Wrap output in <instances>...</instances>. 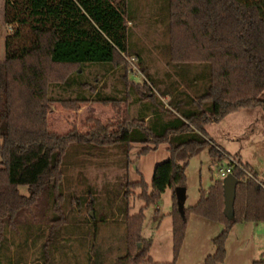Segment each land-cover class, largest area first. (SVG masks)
I'll return each instance as SVG.
<instances>
[{"label":"rangeland","instance_id":"374dc122","mask_svg":"<svg viewBox=\"0 0 264 264\" xmlns=\"http://www.w3.org/2000/svg\"><path fill=\"white\" fill-rule=\"evenodd\" d=\"M104 1L118 11L108 19L107 32L101 30L102 21L96 22L78 0H0V62L19 66L29 61L24 57L26 49L37 45L57 61L77 59L86 39L91 41L89 34L95 37L93 50L86 54L88 64L81 68L51 64L55 82L69 75L84 83L81 89L74 86L66 91L53 87L49 94L47 141L62 151L57 195L35 202L21 212L16 229L13 225L6 229L0 263L216 264L219 258L218 264H254L264 260V221L240 222L228 228L204 216L207 205L199 206L203 195L223 184L219 169L236 166L243 171L237 186L242 195L250 190L249 181L264 186L263 105L250 103L216 121L183 119L182 110L169 108L168 102L175 100L171 84L190 96L193 92L178 79L176 68L190 63L191 77L201 72L202 65L190 62L186 43L173 38L169 0H127L126 8L124 0ZM34 9L40 12L36 20L31 15ZM96 53L112 56L113 65L89 63ZM145 81L155 86L158 102L169 109L162 116L165 122L181 119L190 134L203 132L208 140L187 161L182 201L172 185L146 206L139 198L141 188L131 187L142 181L150 192L155 166L174 158L172 132L162 143L151 139L130 143L120 138L140 109L139 104L130 103L129 84ZM164 89L169 94L165 98L160 97ZM97 92L116 100L102 103ZM202 105L197 114L205 112ZM150 126L145 124L146 129ZM146 129L136 127V137L151 138L153 131ZM4 181L5 175L0 173V183ZM19 191L28 195L26 188ZM240 199L245 208L253 201L246 202L241 195ZM257 199L264 214V195ZM139 211L143 213L142 241L129 247L126 220ZM183 214L184 235L176 251L174 227ZM28 225L33 229L30 236Z\"/></svg>","mask_w":264,"mask_h":264},{"label":"trees","instance_id":"16d2710c","mask_svg":"<svg viewBox=\"0 0 264 264\" xmlns=\"http://www.w3.org/2000/svg\"><path fill=\"white\" fill-rule=\"evenodd\" d=\"M78 2L84 9L89 10L96 22L102 21L101 30L107 32L108 19L117 16V9H113L104 0ZM126 4L127 0H124L122 5L125 8ZM168 8L169 20L174 27L173 38L177 42L186 43L190 62L202 65L201 72L189 77L188 71L192 65L188 62L179 64L175 72L186 89L193 92V98L172 83L170 90L172 94L175 93L176 101L170 100L169 108L174 107L173 111L182 110L180 116L183 119L194 118L204 122L216 121L217 118L250 103H260L264 108V0H169ZM39 14L36 9L31 12L34 20ZM126 16L129 18L127 10ZM89 36L91 41L86 39L77 52V59L68 57L65 61H57L37 45L26 49L24 57L29 61L19 66H15L13 62H0V173L5 175V181L0 183V249L4 232L11 225L14 228L17 226L16 222L22 211L35 202L38 204L43 197L53 198L57 195L55 189L59 184L57 176L61 173L62 151L47 141L46 120L51 108L49 94L53 87L59 86L66 91L74 86L81 89L84 83L69 75L62 82H55L51 64L62 62L75 64L77 68L88 64L86 54L93 50L91 47L95 42L94 35L90 33ZM89 36L85 34L86 38ZM129 52L136 56L131 48ZM89 63L110 67L113 65V57L96 53ZM79 72L76 70V75ZM153 89L156 90L155 86L151 87L146 81L142 84H129V94L132 95L130 103L139 104L140 109L132 120V125L120 137L130 143L146 142L150 139L162 143L168 133L174 134L170 136L173 161L155 166L150 192L142 181L131 185L133 189L141 188L139 198L146 206L156 202L172 185L176 189L184 188V169L189 157L203 150L208 142L203 132L200 136L190 134L181 119L165 122L162 116L169 109L158 102ZM168 95L164 89L160 97L165 98ZM95 96L102 103L116 100L113 95H101L98 92ZM201 104L205 112L197 114L196 109H200L198 107ZM147 123L151 125L148 129L145 128ZM140 126L148 130L147 132L153 131L152 137H136V127ZM232 175L238 179L240 185L243 171L234 166ZM249 182L250 190L243 195L236 187V198L230 217L223 214L222 185L216 184L212 187L199 203L200 209L208 206L209 211L204 216L225 223L228 228L240 222L264 221L260 206L262 203L257 199L264 195V186L256 181ZM20 188H26L28 195H22ZM240 195L247 199L246 202L249 199L253 201L245 208ZM185 221L183 214L174 227L176 251L184 235ZM142 222V211L127 217L129 247H135L136 243L142 241ZM27 229V235H32V225H28ZM44 246L41 249L42 255ZM148 247L149 243L145 246L146 251ZM220 261L218 258L216 264ZM254 264H264V260Z\"/></svg>","mask_w":264,"mask_h":264},{"label":"water","instance_id":"95a60500","mask_svg":"<svg viewBox=\"0 0 264 264\" xmlns=\"http://www.w3.org/2000/svg\"><path fill=\"white\" fill-rule=\"evenodd\" d=\"M238 179L233 175H228L222 184L223 188V214L225 217H230L233 212V205L236 198V187L238 185ZM177 198L182 201L185 197V188L179 187L176 189ZM139 247V245H138Z\"/></svg>","mask_w":264,"mask_h":264},{"label":"built area","instance_id":"2783aa9c","mask_svg":"<svg viewBox=\"0 0 264 264\" xmlns=\"http://www.w3.org/2000/svg\"><path fill=\"white\" fill-rule=\"evenodd\" d=\"M233 167L234 166H229L226 169H219V176L225 179L228 175H232Z\"/></svg>","mask_w":264,"mask_h":264},{"label":"crops","instance_id":"0c3cea01","mask_svg":"<svg viewBox=\"0 0 264 264\" xmlns=\"http://www.w3.org/2000/svg\"><path fill=\"white\" fill-rule=\"evenodd\" d=\"M264 254V253H263Z\"/></svg>","mask_w":264,"mask_h":264}]
</instances>
